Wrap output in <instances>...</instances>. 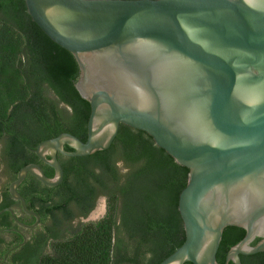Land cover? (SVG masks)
I'll return each instance as SVG.
<instances>
[{
	"label": "water",
	"instance_id": "1",
	"mask_svg": "<svg viewBox=\"0 0 264 264\" xmlns=\"http://www.w3.org/2000/svg\"><path fill=\"white\" fill-rule=\"evenodd\" d=\"M35 24L71 53L91 106L88 137L41 142L21 169L58 186V159L108 150L121 124L143 131L189 170L179 197L185 241L160 264H220L227 227L246 235L225 264L264 252V0H25ZM66 147L72 149L67 151ZM12 212V210H10ZM257 236L262 239L254 246Z\"/></svg>",
	"mask_w": 264,
	"mask_h": 264
},
{
	"label": "trees",
	"instance_id": "2",
	"mask_svg": "<svg viewBox=\"0 0 264 264\" xmlns=\"http://www.w3.org/2000/svg\"><path fill=\"white\" fill-rule=\"evenodd\" d=\"M78 76L74 56L33 22L25 0H0V138L9 137L16 170L34 161L26 147L61 133L87 140L91 106L76 89ZM60 162L63 181L54 187L32 183L25 193L28 200L41 193V213L67 212L74 204L86 216L102 194L108 210L101 221L80 225L71 239L56 242L53 255L36 264H160L184 243L178 204L189 170L147 133L121 124L108 150ZM41 164L53 178L54 170ZM245 235L240 227L225 229L218 263L225 264L229 250ZM249 257L264 264V252Z\"/></svg>",
	"mask_w": 264,
	"mask_h": 264
},
{
	"label": "flooded vegetation",
	"instance_id": "3",
	"mask_svg": "<svg viewBox=\"0 0 264 264\" xmlns=\"http://www.w3.org/2000/svg\"><path fill=\"white\" fill-rule=\"evenodd\" d=\"M8 138L7 135L0 138V264H36L39 259L53 255L56 242L71 239L78 232L80 225L92 223H88L87 219L96 205L94 202V208L86 216L81 215L74 204L68 206L67 212L64 209H57L41 213L40 209L45 207L41 198L42 194L35 192L31 201L25 196V193L31 191L32 183L38 185L40 182L29 173L17 191L25 199L27 209L36 214L39 219L27 212L22 202L13 198L10 193L11 184L17 180L19 172L25 166L16 170V163L10 161ZM38 145L33 149L29 147L26 149H28L30 158L34 159L31 164H37L43 169L41 163L49 165L36 154L35 150ZM57 156L59 161L62 158H75L66 157L60 153ZM2 177L6 178L3 183H1ZM67 213H70L72 217L68 219ZM261 239V236H257L251 245H256ZM249 256L245 259L241 258L242 264H259V257Z\"/></svg>",
	"mask_w": 264,
	"mask_h": 264
},
{
	"label": "rangeland",
	"instance_id": "4",
	"mask_svg": "<svg viewBox=\"0 0 264 264\" xmlns=\"http://www.w3.org/2000/svg\"><path fill=\"white\" fill-rule=\"evenodd\" d=\"M118 167L121 169L122 173H126L127 170L124 168L123 163L119 162L118 163ZM6 178L2 177L1 178V183H3L5 181ZM107 197L105 195H99V197L97 198V202H96V206L95 208L90 212V215L87 219V222H96L98 220H101L106 212H107V205H108V201H107Z\"/></svg>",
	"mask_w": 264,
	"mask_h": 264
}]
</instances>
